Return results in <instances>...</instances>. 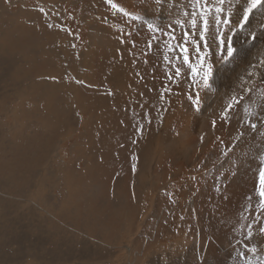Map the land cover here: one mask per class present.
Wrapping results in <instances>:
<instances>
[{
	"label": "rangeland",
	"instance_id": "rangeland-1",
	"mask_svg": "<svg viewBox=\"0 0 264 264\" xmlns=\"http://www.w3.org/2000/svg\"><path fill=\"white\" fill-rule=\"evenodd\" d=\"M112 4L0 0V264H264V0Z\"/></svg>",
	"mask_w": 264,
	"mask_h": 264
},
{
	"label": "snow or ice",
	"instance_id": "snow-or-ice-1",
	"mask_svg": "<svg viewBox=\"0 0 264 264\" xmlns=\"http://www.w3.org/2000/svg\"><path fill=\"white\" fill-rule=\"evenodd\" d=\"M106 2H107L108 4H111V6H112L113 8L116 7L115 4H112V0H106ZM220 2L223 3V0H220ZM260 4H261V0H250V4L248 5V7H247V9H246V11H245V17H244V18L247 19L248 14L251 13L252 10H253L254 8L260 6ZM40 11H41V13L47 14V13L45 12V9H44L43 7L40 8ZM120 11H121V12H124V9L121 8ZM216 11L219 13V12L221 11V9H220L219 7H217V8H216ZM124 14H125V15H129V13H127V12H125ZM193 15H195V12H193ZM193 23H195V21H193ZM205 27H207V23H205ZM187 35H188V33L186 32V33H185V37H187ZM185 51H187L186 48H185ZM227 55H228L229 57H231V56L233 55V49H232V48H229V49H228V51H227ZM183 59H184V61L187 63V61H188V57H187L186 55L183 57ZM205 83H206V84H209V83H210V81H209V79H208L207 76L205 77ZM251 127H252V128H255L256 125H255V124H252ZM140 131L142 132V129H140ZM260 182H261V185H262V190H261L260 195H261L262 197H264V169H262V170L260 171ZM262 231H264V229H262ZM251 251H252V252H255L256 249L253 248V249H251ZM241 255L243 256L244 253H241ZM245 259H247L246 256H245Z\"/></svg>",
	"mask_w": 264,
	"mask_h": 264
},
{
	"label": "bare ground",
	"instance_id": "bare-ground-1",
	"mask_svg": "<svg viewBox=\"0 0 264 264\" xmlns=\"http://www.w3.org/2000/svg\"><path fill=\"white\" fill-rule=\"evenodd\" d=\"M45 46V45H44ZM3 52V51H2ZM1 53V52H0ZM241 53H246V52H244L243 51V49H241V51H240V53L239 54H241ZM11 70V69H10ZM225 70V68H223V69H221L220 71H219V75H222V73H223V71ZM22 73V72H21ZM217 77H218V74H217ZM220 77V76H219ZM220 81H222V80H220ZM220 81H218V84L220 83ZM44 100V99H43ZM16 122V121H15ZM197 125L195 124L194 125V127H196ZM137 128V127H136ZM136 128H135V130H136ZM140 128V127H139ZM195 129V128H194ZM147 131L148 130H146V133H147ZM151 131V130H150ZM151 132H153V131H151ZM143 133H145V132H142V134ZM149 133V132H148ZM150 135V134H149ZM260 139H257V143H258V141H259ZM179 142V141H178ZM240 142V141H239ZM18 143V142H17ZM173 145V144H172ZM175 145V144H174ZM174 148V147H173ZM264 148V144L262 145L261 144V142H259V147H258V149H263ZM184 151H186V149L184 148H181L180 147V145H179V149L177 150V151H175V153H174V156H177L178 158H180L183 154H182V152H184ZM187 154V153H186ZM144 161V160H143ZM241 162V161H240ZM242 163V162H241ZM100 164V163H99ZM238 168V167H237ZM238 173V172H237ZM242 174V173H241ZM240 175V174H239ZM129 218V217H128Z\"/></svg>",
	"mask_w": 264,
	"mask_h": 264
}]
</instances>
